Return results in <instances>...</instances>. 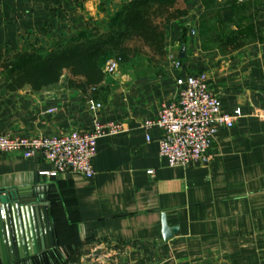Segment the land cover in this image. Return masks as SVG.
<instances>
[{"label":"crops","instance_id":"obj_1","mask_svg":"<svg viewBox=\"0 0 264 264\" xmlns=\"http://www.w3.org/2000/svg\"><path fill=\"white\" fill-rule=\"evenodd\" d=\"M126 1L0 0V47L48 51L80 33L106 32ZM218 1L243 3L239 15L255 25L258 38L237 50L202 48L201 1L179 0L188 15L164 25L165 57L122 64L105 76L94 97L97 113L87 109L88 97L67 86V74L39 92L10 91L0 70V135L87 132L94 118L122 126L97 140L92 179L43 176L52 171L43 158L0 153V194L21 190L31 197L45 189L48 203L53 245L23 264H41L51 250L59 257L48 264H264V122L256 116L264 110V0ZM239 15L227 8L219 24L235 31L230 21ZM189 75L206 76L222 114L241 116L232 128H218L209 164L168 168L158 154L161 132L141 124L175 98L176 77ZM162 216L177 229L167 240Z\"/></svg>","mask_w":264,"mask_h":264},{"label":"trees","instance_id":"obj_2","mask_svg":"<svg viewBox=\"0 0 264 264\" xmlns=\"http://www.w3.org/2000/svg\"><path fill=\"white\" fill-rule=\"evenodd\" d=\"M200 1L203 11L198 20V37L202 48L214 43L221 49L237 50L258 38L255 25L239 15L245 10L243 3ZM227 8L239 15L230 21L235 24V31L219 24V13ZM187 15L179 0H127L111 18L106 32L80 33L58 41L48 51L0 47V70L6 74V88L17 91L29 87L39 92L55 86L67 74L69 88L94 98L104 81L103 68L110 57L120 59V64H135L130 60L131 53L148 64L163 59L164 25ZM49 202L52 209L57 206L52 195ZM57 257L51 250L39 259L41 264H48L49 258L56 262Z\"/></svg>","mask_w":264,"mask_h":264},{"label":"built area","instance_id":"obj_3","mask_svg":"<svg viewBox=\"0 0 264 264\" xmlns=\"http://www.w3.org/2000/svg\"><path fill=\"white\" fill-rule=\"evenodd\" d=\"M170 61L175 70H181L177 57H170ZM119 64L120 59H109L103 68L105 76L116 74ZM175 85V98L163 105L155 118L145 120L141 128L145 131L156 128L161 132L158 154L168 168L186 167L197 162L207 165L210 162L208 151L218 128H232L241 116L240 111L221 113L220 101L210 89L205 75L178 76ZM85 104L92 113L101 109V104L94 98H87ZM256 116L264 122V110L258 111ZM121 130L122 126L117 123H102L94 118L91 130L87 132L73 131L62 136L42 137L1 134L0 153H17L24 159L43 158L52 165V171L42 172L43 176L55 178L61 174H73L92 179L97 140ZM149 139L146 136V140ZM152 173L148 171L149 175Z\"/></svg>","mask_w":264,"mask_h":264},{"label":"water","instance_id":"obj_4","mask_svg":"<svg viewBox=\"0 0 264 264\" xmlns=\"http://www.w3.org/2000/svg\"><path fill=\"white\" fill-rule=\"evenodd\" d=\"M44 191H31V197H23L21 190L0 194V264H23L53 245ZM161 224L163 240L177 231L164 216Z\"/></svg>","mask_w":264,"mask_h":264},{"label":"rangeland","instance_id":"obj_5","mask_svg":"<svg viewBox=\"0 0 264 264\" xmlns=\"http://www.w3.org/2000/svg\"><path fill=\"white\" fill-rule=\"evenodd\" d=\"M130 47V46H129ZM129 56H130V60H131V62H136L135 64L139 67V64L140 65H145L147 62H146V60L144 59V58H142L141 56H138V59L137 58H135V57H133V55H132V53L131 54H129ZM140 57V58H139ZM113 57H110V59H112ZM144 59V60H143ZM109 60V59H108ZM141 61V62H140ZM140 62V63H139ZM129 64V63H128ZM122 66V64H119V69H118V71L117 72H119V70H120V67ZM143 70V68H139L138 70ZM117 72H116V74H117ZM115 75V74H114ZM110 76H112V75H110ZM107 77H109V76H107Z\"/></svg>","mask_w":264,"mask_h":264}]
</instances>
